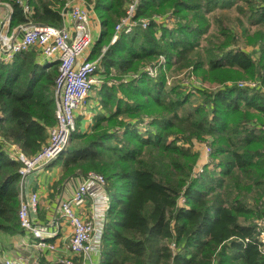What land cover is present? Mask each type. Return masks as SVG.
Segmentation results:
<instances>
[{
    "label": "trees",
    "instance_id": "trees-1",
    "mask_svg": "<svg viewBox=\"0 0 264 264\" xmlns=\"http://www.w3.org/2000/svg\"><path fill=\"white\" fill-rule=\"evenodd\" d=\"M0 1L12 8L9 28H59L72 0H22L28 11L17 0ZM128 1L80 0L100 24L88 58H99L102 82L93 88L98 109L91 124L82 128L78 117L65 150L45 167H62L54 186L89 172L103 176L109 203L96 250L104 264H264V125H258L264 93L238 84L167 87L166 76L188 66V74L204 82L222 83L240 72L261 78L264 6L256 10L244 0L251 4L249 20L262 24L248 38L261 42L257 66L227 47L232 32L226 26L218 29L225 42L206 40L214 9L234 0H140L135 18L147 26L111 43ZM171 16L172 24L165 21ZM149 66L159 73L149 74ZM57 74L56 63L43 62L35 47L0 60L2 234L24 232L18 219L22 163L9 146L29 157L46 144L55 124ZM196 142L204 144L203 153L210 149L205 164Z\"/></svg>",
    "mask_w": 264,
    "mask_h": 264
},
{
    "label": "built area",
    "instance_id": "built-area-1",
    "mask_svg": "<svg viewBox=\"0 0 264 264\" xmlns=\"http://www.w3.org/2000/svg\"><path fill=\"white\" fill-rule=\"evenodd\" d=\"M23 5L25 11L29 7ZM140 0H129L125 5L124 14L114 26L111 43L115 42L121 34H129L137 25L145 28L146 19L135 18ZM70 1L64 17L70 20V27H54L49 25H34L27 23L19 25L10 31L9 20L11 9L0 24V60H10L16 52L28 50L32 47L39 48L40 54L46 59L47 64L56 63L57 77L54 83V96L56 101L55 124L50 129L47 142L40 151L32 156H25L20 151L14 154L22 163L20 169V193L18 219L24 232L37 239V246H45L47 239L53 236L46 232L42 226L36 225L32 215L37 211L38 195L34 192L25 195L24 185L26 176L36 170L44 169L49 162L56 159L64 150L70 135L75 129V115L77 111L86 108V98L96 85L100 84L99 58L89 59L88 52L94 42L89 24V12L86 9L74 5ZM21 36L17 38V35ZM148 73H152L149 69ZM153 75V74H151ZM242 86V85H240ZM208 147L204 148L209 153ZM207 160H203L205 164ZM202 164L197 167H202ZM199 169L198 172H200ZM105 180L102 175L89 172L80 179V183L74 189L70 198L59 203L60 217L71 227V236L68 240V250L76 256H87L99 246V235L102 221L95 218H81L75 213V209L81 207L92 192H96L101 199L106 200L103 192ZM183 201V199H182ZM60 264H83L77 259L63 258ZM2 264H27L18 259H4Z\"/></svg>",
    "mask_w": 264,
    "mask_h": 264
},
{
    "label": "crops",
    "instance_id": "crops-1",
    "mask_svg": "<svg viewBox=\"0 0 264 264\" xmlns=\"http://www.w3.org/2000/svg\"><path fill=\"white\" fill-rule=\"evenodd\" d=\"M72 3L89 12L90 30L95 41L100 32L98 19L90 8L82 3L74 1ZM10 9L12 8L7 4L0 6V24ZM67 10L68 8L65 9V11ZM62 26L70 27V20L68 17H64V13ZM20 36L21 33L17 35V38ZM37 50L39 51V48ZM89 53L90 50L88 55ZM40 59L46 62V59L41 54ZM86 110V108H82L76 112V119L82 117V128L86 127L84 123L88 120L85 117ZM94 112L96 111L94 110ZM61 174L62 167L60 164L48 169L36 170L26 176L24 185L25 195L34 192L39 198L37 211L32 215L33 222L38 226L44 227L46 232L52 233L53 236L47 239L45 246H37V239L26 232L14 236L0 233V264H2L4 259L18 258L27 264H58V261L63 258L77 259L83 264H104L101 262L97 250H92L87 256H76L67 248L68 240L71 236V227L60 217L58 207L61 201L71 197L74 189L80 183V178H72L60 183L58 186H54V183L61 178ZM108 203V199H101V196H98L96 192H92L88 200L81 207L75 209V213L83 219L93 217L97 221H101Z\"/></svg>",
    "mask_w": 264,
    "mask_h": 264
},
{
    "label": "rangeland",
    "instance_id": "rangeland-1",
    "mask_svg": "<svg viewBox=\"0 0 264 264\" xmlns=\"http://www.w3.org/2000/svg\"><path fill=\"white\" fill-rule=\"evenodd\" d=\"M74 2H80V0H72ZM234 4L230 5L229 7H217L214 9L212 14L210 15V27H209V32L207 34L206 40L208 39V45L210 43L217 44L218 42H225V37L223 35H220L218 32V29L220 28L221 25L226 26L229 28L232 32V44L227 45L230 50H240L243 51L251 58L258 66L259 64V59L261 57V42L258 41L255 44L250 43L248 41L249 37H252L260 27H262V24L256 23V22H251L248 18V16L251 14V4L248 2L246 3L244 0H234ZM254 7L256 10L260 9V6H264V0H252ZM5 4L4 2L0 1V6ZM159 16V15H158ZM154 18H157V15L153 16ZM165 21H176V17H169L165 19ZM171 22V24L173 23ZM10 31H13V28H10ZM212 41V42H211ZM206 44L205 41L202 42L201 46H204ZM160 60L162 62V57H160ZM159 60V62H160ZM146 64V63H145ZM142 68L141 70H143ZM148 70L150 69L152 73L150 74H158L159 73V68L156 67H148ZM188 66L182 67V68H176V69H170L169 71H166V76L168 81H171L170 83H167V87L171 86L173 84H176L180 86L182 89L185 86L186 88L190 87V83L192 85H202L204 88H207L209 90L211 89H222L225 85L227 86H233V85H242L245 88H250L251 90H258L262 93H264V72L262 70V76L261 78L258 77L257 73H254L253 76H250L244 72H240L238 74H234L232 78H228L226 80L221 81L222 83H216L214 81H208L206 82L202 81L201 76H192L191 74H188ZM232 69V68H231ZM234 70V69H233ZM188 76V78H186ZM195 79H193V78ZM114 81H118L117 79H113ZM193 80V82H192ZM183 85V87H182ZM224 85V86H223ZM184 87V88H185ZM196 96V95H195ZM193 96L192 98H194ZM197 99V98H196ZM195 99V100H196ZM96 90L92 89L90 92V95L86 101V115L85 117L88 119L86 120V126L89 125L93 121V113L94 110L96 111L98 109V106L96 102ZM199 101H197V104ZM93 115V116H92ZM76 117V115H75ZM89 122V124H88ZM258 124L257 122H253V126ZM252 125V124H251ZM258 125H264V122L258 124ZM142 126H145L144 123H142ZM84 127V126H83ZM256 132H259V130L255 129ZM203 146L202 142H196L195 149L198 151H201V159L200 161L203 160H209L211 157V152L209 153H203ZM15 147V149H14ZM9 148L14 149V151H18V148L16 145L10 144ZM199 169L202 170V167H199ZM198 169V171H199ZM260 223V228H264V222L259 221ZM259 238L264 241V229L260 233Z\"/></svg>",
    "mask_w": 264,
    "mask_h": 264
}]
</instances>
